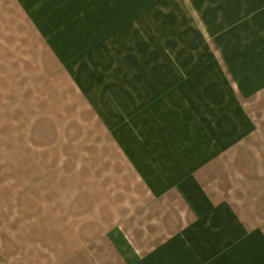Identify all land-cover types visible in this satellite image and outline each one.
<instances>
[{
    "label": "crops",
    "instance_id": "crops-1",
    "mask_svg": "<svg viewBox=\"0 0 264 264\" xmlns=\"http://www.w3.org/2000/svg\"><path fill=\"white\" fill-rule=\"evenodd\" d=\"M149 2L0 0V264H264L263 30L207 7L194 60L93 97L56 56V21L128 37Z\"/></svg>",
    "mask_w": 264,
    "mask_h": 264
},
{
    "label": "rangeland",
    "instance_id": "rangeland-1",
    "mask_svg": "<svg viewBox=\"0 0 264 264\" xmlns=\"http://www.w3.org/2000/svg\"><path fill=\"white\" fill-rule=\"evenodd\" d=\"M149 1L150 4L144 5L145 10L142 8L143 5L135 6V18L127 22L129 29L128 37L122 36L121 29L124 24L122 20L112 23L113 28L116 26V28L120 29L118 37H112L110 35L111 32L109 27L103 29V36L88 37L90 29L89 21L86 25V32L78 29V22L72 21L66 23L62 20L56 21L55 28L58 29L55 30V35H60V33H62L63 38H61V36H56L55 41L59 42L64 39L70 44V50H63V52L56 53V56L60 58L62 63H64L65 60L63 68L65 67L66 70L79 69L83 71L84 68L87 70V78L84 76V78H82L81 75L75 76V78L78 79V82L84 80L87 83V85H85L87 87L86 91L89 92L90 97H93L94 93H96V86L94 84L96 78H98V81H96L97 85L99 84L97 82H100L102 78L104 80L108 78L106 88L109 90V83H111L109 78L111 75L119 79V81L114 84L120 83L122 80L125 82L126 78L141 80L143 77L147 76V78L152 79L158 71L157 67H167L168 60L189 61L190 59L188 58L194 60V18L196 19V25L199 26L200 29H203L202 24H207L210 21L211 11L209 10L210 12L208 15L204 13L207 7L211 9L217 6L219 12L231 10L232 14H237L238 17L236 19L230 20L233 28L238 32L245 30L250 34H254L252 38L253 41L256 40L255 38L257 36H260L256 35L260 34V29L264 32V20H256V18L262 17L256 14V7L254 4L249 3L250 0ZM207 2L210 4H207ZM211 4L214 6H211ZM194 7L198 9V17L195 15ZM137 12H141V14ZM243 15H246V18H244L245 20H237ZM206 27L208 28V25ZM212 29H214L213 26ZM99 32H101V30ZM217 35L220 38V34ZM96 40H100L103 46V52H96L93 46L89 47L91 51L86 53L81 52L83 46L86 44L89 45ZM112 43L114 45H111ZM112 46H114L115 52L106 51L107 49H111ZM182 46L184 48H189L191 46L189 48L191 49L189 56L186 55V53L182 55ZM59 48L60 47H57V49ZM149 59L152 62L151 64L148 63ZM174 66L175 65H171L170 71L174 70ZM76 71L78 75L79 72L78 70ZM161 73L163 72H160V74ZM90 74L93 77L90 78ZM156 75H158V73ZM57 88H62V85H58ZM58 98L59 96L56 94L55 102H57ZM67 99L66 101L68 102L74 99V97L70 96ZM68 103L71 104V108H74L73 106L76 105L73 101ZM103 107H106L105 104H103Z\"/></svg>",
    "mask_w": 264,
    "mask_h": 264
}]
</instances>
